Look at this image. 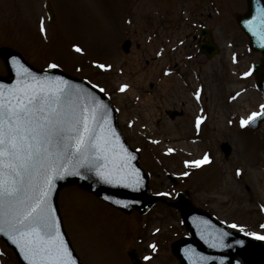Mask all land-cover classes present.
<instances>
[{"label":"rangeland","instance_id":"obj_1","mask_svg":"<svg viewBox=\"0 0 264 264\" xmlns=\"http://www.w3.org/2000/svg\"><path fill=\"white\" fill-rule=\"evenodd\" d=\"M48 1L54 13L50 25L44 0H0V51H18L36 69L54 62L99 86L117 112L122 135L139 153V165L150 175L151 194L168 193L166 201L174 202L190 193L193 205L214 217L243 226V233H261L253 225L264 220L258 210L264 205V120L255 131L239 123L264 104L249 69L259 55L245 48L247 39L231 24L232 3ZM233 4L238 6L236 0ZM201 27L211 29L219 45L212 59L197 51ZM96 62L111 68L102 70ZM6 70L0 56V76ZM125 84L129 87L121 92ZM237 92L240 96L231 99ZM201 115L205 119L197 130ZM168 148L175 151L167 153ZM205 153L211 163L185 166ZM58 194L64 229L81 264H130L126 254L131 249L142 264H178L171 242L184 229L169 205L157 203L144 214L125 215L75 184ZM0 264H19L2 242Z\"/></svg>","mask_w":264,"mask_h":264},{"label":"snow or ice","instance_id":"obj_2","mask_svg":"<svg viewBox=\"0 0 264 264\" xmlns=\"http://www.w3.org/2000/svg\"><path fill=\"white\" fill-rule=\"evenodd\" d=\"M257 20L258 25L249 21L246 26L264 40V9L253 17V21ZM40 31L45 33L43 22ZM73 48L77 53L83 52L78 45ZM236 59L234 55L233 60ZM13 60L16 82L8 87L0 85V232L20 248L28 264H72L60 231L61 221L51 202L56 180L67 175L94 173L104 184L139 190L143 177L131 164L134 156L112 127L108 105L62 77L37 75L19 64L15 57ZM96 63L102 70L111 68V65ZM48 67L56 69L58 65L53 62ZM170 71L165 70V75ZM128 87L122 85L120 91ZM194 96L199 101L201 90ZM239 96L237 92L231 99ZM260 109L247 118L241 117L240 126L247 127L257 118H264V104ZM204 119L202 115L197 116V130L201 129ZM207 163H211V157L205 153L200 159L185 161V166L199 167ZM236 174L240 175L241 170L237 169ZM113 203L129 206L121 200ZM230 227L244 231L243 226L235 223ZM260 227L264 229V224ZM245 234L264 240V234L258 232ZM227 235L222 233L219 242L214 240L211 246L224 247L223 237ZM235 243L243 245L244 241ZM151 247L155 250L157 246ZM200 259L207 261L209 257Z\"/></svg>","mask_w":264,"mask_h":264},{"label":"water","instance_id":"obj_3","mask_svg":"<svg viewBox=\"0 0 264 264\" xmlns=\"http://www.w3.org/2000/svg\"><path fill=\"white\" fill-rule=\"evenodd\" d=\"M263 0H248L249 2V11L248 13L239 18L238 23L241 28L245 31L247 38H249V48L253 51L260 52L264 58V40H261L259 35H254L253 32L249 31L248 27L246 26L249 21H252L254 24H259V21H253V17L258 15V10L264 9ZM202 36H205L207 39L206 41L199 45V51L205 53L208 57L212 56L214 52H216L215 46L211 43L210 36L208 32L202 31ZM4 60L9 68L10 77L8 79H1L0 78V85L4 87H8L16 82L17 74L14 70L15 61H19V64H23L25 67L29 68L33 73L37 75H48L52 77H62L63 79L70 81L73 85H77L88 92H91L99 101H102L104 104L108 105L109 115L111 117V124L112 127L115 129L116 133L119 135V140L124 144V146L128 149V151L134 156V159L131 161V164L137 166L138 155L131 151L126 143L125 140L120 135L118 128H116V118L114 110L110 107L108 101L102 97L103 95L89 87L84 82L71 78L63 73L56 72L53 70L47 72H38L34 69L27 66L23 63L19 56L10 53V52H3ZM262 62V59H261ZM19 64H16V67H19ZM253 72L256 76V86L257 90H259L264 96V75H263V65H254ZM264 120V118H257L255 123L251 124L250 127L255 129L258 128L260 123ZM140 170V175L143 177L142 183L139 187V190H133L131 188H126L123 186H112L108 184L102 183L98 177L95 176L94 173H84L81 176L75 175H67L63 179H57L53 188V192L51 194V202L53 207L56 209L55 200H56V193L58 192L59 188L67 184L69 182H78L85 188L91 190L100 198L109 202L110 204L114 205V207H119L124 211H127L131 208H138L140 210H145L151 205V197H148L147 191V177L144 175L142 169ZM110 198V199H106ZM141 199L145 201L144 204L141 203ZM114 200H121L125 201L129 204L128 207H124L123 205H116L113 203ZM176 207L179 208L181 212V216L185 224L187 225L188 230L190 231L191 238L178 243L173 250L177 256L180 258L181 264H264V247L261 245L260 242L251 240L247 237H241V235L234 234L228 232L225 227L221 224L213 220L207 213L200 211L199 209L192 208L189 204L188 200L181 198L179 203L176 204ZM57 214V210L56 213ZM58 218V215H56ZM61 231V228H60ZM62 232V231H61ZM227 232L229 235L223 237L224 247H212L211 244L215 240L217 243L220 240L221 234ZM0 237L6 241V243L12 247L18 257V259L23 264H28V261L25 260L23 253L21 252L20 248L12 242L9 237L0 232ZM65 244L67 245L70 253H71V260L72 264H79L76 256L72 253L70 247L68 246L66 239L63 235ZM237 240H243L244 244H237L235 243ZM181 248V249H180ZM226 251V253H225ZM132 263L138 264V260L135 256V253H129ZM209 257L207 261H201L200 257ZM239 258L243 261V263L239 260Z\"/></svg>","mask_w":264,"mask_h":264}]
</instances>
